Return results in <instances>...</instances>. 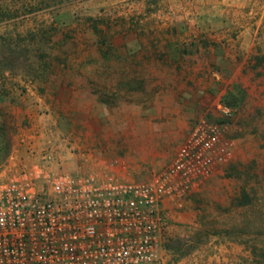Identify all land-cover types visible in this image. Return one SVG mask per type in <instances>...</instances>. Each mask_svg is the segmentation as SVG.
<instances>
[{"label":"rangeland","instance_id":"rangeland-1","mask_svg":"<svg viewBox=\"0 0 264 264\" xmlns=\"http://www.w3.org/2000/svg\"><path fill=\"white\" fill-rule=\"evenodd\" d=\"M200 1L189 0L190 8L205 3L230 9L264 6L260 0ZM170 3L0 0V137L4 149L0 181L23 168L43 164L42 153L52 151L48 142L54 140L48 123L55 113H62L57 94L60 88L77 90L82 86L84 80L77 78L80 71H90L89 85L110 106L126 101L151 102L159 87L173 81L156 77L168 76L163 70L174 66L152 60L147 63L148 73L140 71L145 65L134 61L133 69L126 72L128 48H112L114 40L120 45L132 38H176L170 29L172 21L166 18L168 11L163 13ZM185 4L187 8L188 1ZM258 42L253 47L220 48L208 64L207 78L178 79L194 88L193 82H203L197 85L203 91L197 96L200 109L196 123L207 117L224 124L225 138L234 144V152L182 207L169 204L175 216L164 208L165 264H264V31ZM100 55L105 60L101 64L95 59ZM94 70L100 77L93 78ZM143 74L148 77H138ZM64 92L61 96L65 99L72 97L70 91ZM219 102L234 109L232 120L219 116ZM55 136L63 143L71 141L69 147H74L72 136ZM178 214H186L185 221Z\"/></svg>","mask_w":264,"mask_h":264},{"label":"built area","instance_id":"built-area-1","mask_svg":"<svg viewBox=\"0 0 264 264\" xmlns=\"http://www.w3.org/2000/svg\"><path fill=\"white\" fill-rule=\"evenodd\" d=\"M216 109L233 119L230 105ZM225 129L202 117L171 166L139 183L65 173L44 151L42 165L0 181V264H165L164 204L182 207L232 159Z\"/></svg>","mask_w":264,"mask_h":264},{"label":"crops","instance_id":"crops-1","mask_svg":"<svg viewBox=\"0 0 264 264\" xmlns=\"http://www.w3.org/2000/svg\"><path fill=\"white\" fill-rule=\"evenodd\" d=\"M168 1L170 6L164 8L163 13L168 11L166 18L172 21L170 29L176 38L165 41L132 38L120 45L114 40L112 48H128L124 56L126 72L133 69L134 61L145 65L140 71L148 73L147 63L152 60L173 65L163 70L169 72L168 76L158 74L156 77L173 81L159 87L151 102L126 101L110 106L103 103L100 93L89 85L90 71H80L77 78L84 80L83 85L77 90L59 89L56 103L62 113H55L48 123L52 129L50 137L54 139L48 142L54 154L53 168L78 176L95 177L99 183L109 180L145 182L166 171L196 124L200 109L197 96L203 91L197 87L203 84L202 81L193 82L194 88L178 79L202 80L209 77L208 64L213 62L212 58L222 47L259 44L260 33L264 31V6L248 8L244 5L241 9H230L226 5L208 7L205 3L190 8L189 0H180L179 3L178 0ZM187 1L189 6L185 8ZM246 1L250 3V0ZM262 3L264 0H260L259 4ZM95 59L99 64L105 61L101 55ZM140 76L148 77L145 74ZM94 77H100L96 70L93 71ZM148 89L145 91H150ZM64 91H70L72 97L65 99L61 96ZM65 110L76 114H64ZM58 133L72 136L74 147L55 136ZM169 204L166 202L164 208L175 216L177 213ZM177 217L185 221L186 214H178Z\"/></svg>","mask_w":264,"mask_h":264},{"label":"trees","instance_id":"trees-1","mask_svg":"<svg viewBox=\"0 0 264 264\" xmlns=\"http://www.w3.org/2000/svg\"><path fill=\"white\" fill-rule=\"evenodd\" d=\"M101 101H102L103 103H105V104H109V102H108L106 99H104V98H101ZM2 142H3V140H2L1 137H0V158H1L2 153L4 152V149H3V147L1 146V145H2ZM6 149H7V148H6ZM7 154H9V150H8ZM7 154H6V155H7Z\"/></svg>","mask_w":264,"mask_h":264}]
</instances>
